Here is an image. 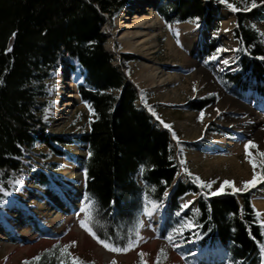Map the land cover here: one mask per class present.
<instances>
[{
	"label": "trees",
	"instance_id": "16d2710c",
	"mask_svg": "<svg viewBox=\"0 0 264 264\" xmlns=\"http://www.w3.org/2000/svg\"><path fill=\"white\" fill-rule=\"evenodd\" d=\"M127 1L0 0V184L7 188L11 180L23 179L19 190L0 204V217L16 203L27 179L41 189L53 187L60 165L55 158L71 157L69 147L81 144L86 146L85 158L71 159L82 173L88 169L83 194L95 198L98 211L94 227L101 238L126 242L129 230L140 220L143 193L148 191L151 199L163 201L162 207L167 199L162 235L184 216L199 225L185 231V240L202 234L200 239H193L188 251H204L192 255L197 264H226L228 259L241 258L242 264H260L257 241L264 242V236L255 222L253 190L232 195L228 189L207 198L199 195L201 190L180 173L182 148L174 147L171 133L148 111L143 92L128 80L125 62L121 59L119 65H113L101 31ZM212 1L169 0L156 10L165 24L193 17L210 24L214 19ZM236 12L233 35L243 52L238 62L241 69L227 75L226 80L240 90L252 88L264 96V60L258 59L264 55V37L245 22L242 11ZM14 31L17 34L11 37ZM9 45L11 51L6 52ZM214 50L213 42L203 43L199 53L211 55ZM63 62L84 71L85 84L77 86V94L80 102L90 103L99 117L88 119L86 128L72 134L48 131L52 101L47 81ZM206 105L207 100L190 102V107L198 110ZM88 151L93 152L90 158ZM141 164L146 166L143 173ZM166 189L168 195L164 197ZM185 193L198 196L194 207L198 212L186 209L176 217L179 198ZM29 220L35 232L42 231L39 220Z\"/></svg>",
	"mask_w": 264,
	"mask_h": 264
},
{
	"label": "rangeland",
	"instance_id": "374dc122",
	"mask_svg": "<svg viewBox=\"0 0 264 264\" xmlns=\"http://www.w3.org/2000/svg\"><path fill=\"white\" fill-rule=\"evenodd\" d=\"M166 1L169 0L157 1L154 5L156 14L157 6ZM128 2L129 0L126 5ZM212 2L214 19L210 24L199 21L197 27L191 20L165 24L158 16L161 25L153 38L155 43L148 46L150 48L142 49L147 58L138 53L122 51L124 44L115 40L117 32L114 18L126 5L112 18L111 23L102 27L101 32L106 37L105 48L114 58L113 65H119L121 59L125 62L128 80L143 92L145 103L162 120L172 125L179 137V148L183 150L188 169L203 180L216 181L212 186L215 189L224 179L234 181L238 187L242 180L251 179L253 169L245 158V144L248 140L254 142L256 148L250 146L248 152L257 159V150L264 151V96L252 88L240 90L226 80L227 75L238 73L241 69L238 62L243 52L239 40L233 35L237 12L231 11L218 0ZM229 2L242 8L247 5L248 0ZM222 12L226 13L225 19L220 17ZM242 12L245 22L255 25L264 37V6ZM256 14L260 17L257 18ZM183 26L188 27L189 32L183 33ZM172 29H176L178 35ZM109 33L113 36H109ZM211 42L215 50L223 47L224 51L219 53L217 59L205 63L209 55L199 53V49L203 43ZM124 55L131 57L126 59ZM223 59H228L230 63H221ZM66 65L63 62L62 67L53 72L47 81L46 90L52 101V110L48 113V131L54 134L77 132L86 128L89 119L88 108L80 100L72 102L65 113V107L60 109V104L63 103L62 98L57 96L60 93V77L62 73L66 76L70 73ZM156 70L158 72L154 76L153 72ZM245 81L255 84L254 80ZM194 82L197 86L195 92L192 89ZM195 100H207L208 105L202 107L205 112L202 120L197 119L201 109L190 107V102ZM180 142L186 144L182 145ZM173 145L178 149L177 141L173 140ZM69 150L73 158L86 156L85 145L74 144ZM71 157L55 158L60 165L53 187L41 189L27 179L16 197V203L0 217V264H22L26 258L37 254H42L37 264H57L55 256L59 253L52 248L57 241L61 246L76 241L69 251L94 264H110L113 258L117 264H140V251L146 253L145 260L151 264L162 247L167 253V257L162 258V264H197L192 255H199L204 251L197 249L188 253L194 241L185 240V232L184 242L176 239L178 247L175 249L163 238L171 229L168 228L162 235L164 213L167 211L166 198L165 206L158 208L151 217L143 214L140 216L143 226L139 231L143 239L135 248L126 253H113L100 245L78 223L76 213L84 197V175ZM250 189L253 190L252 203L261 212L260 219H264V181ZM187 194L180 197L179 202L182 204L195 196L192 204L186 208L191 210L195 207L198 196ZM30 217L34 218V222L39 220L41 232H35ZM44 249H49V252H44Z\"/></svg>",
	"mask_w": 264,
	"mask_h": 264
},
{
	"label": "snow or ice",
	"instance_id": "6c2138e0",
	"mask_svg": "<svg viewBox=\"0 0 264 264\" xmlns=\"http://www.w3.org/2000/svg\"><path fill=\"white\" fill-rule=\"evenodd\" d=\"M219 3L221 4H226L231 11L236 12V11H244V12H249L254 8L264 6V0H248V3L245 7L238 8L236 4L230 3L229 0H218ZM199 17H193L191 18V22L196 24L198 27ZM252 27H256L255 25H252ZM173 32H175L178 35V31L176 29H172ZM225 31H228V29H225ZM16 32H12L11 37L16 36ZM91 43V42H90ZM177 43H179V40H177ZM6 52L11 51V45H9L6 49ZM221 51H224L223 47H218L216 50L209 56H207L205 63L208 61H212L217 59L219 53ZM232 51H236V49H232ZM246 51V49H245ZM260 60H264V55H261L258 57ZM221 63L227 65L230 63L228 59H223ZM7 71V69H5ZM3 83V80L0 79V84ZM196 84L195 82L192 85L193 92L196 91ZM208 95H214V93H208ZM143 100V97L141 98ZM86 107L88 108L89 111V120L91 121L93 118L98 119L99 117L96 116L95 110L93 106L88 103L87 101L84 102ZM148 108V111L152 114L153 117L165 129H168V131L171 133L172 140L177 141L178 149H179V137L177 136L176 132L173 130L172 125L169 123H166L164 120L161 119L159 115L154 111V109L150 105H146ZM47 111V110H46ZM111 111V109H109ZM217 114H219V110H217ZM205 115V112L203 109H201L199 116L197 119L202 120ZM47 117H45L46 119ZM199 139V137H198ZM256 148V145L254 144L253 141L248 140L245 144V152L246 156L245 158L249 161V163L252 165L253 169V174L251 179L248 180H242L240 182L241 186H236L234 181L229 180V179H224L223 181L220 182L219 187L213 189V185L216 183L214 180H203L200 178L199 175H196L192 173L188 167L186 166V161L183 158L179 159V164L178 167L180 169V173L185 174L191 181L194 183L201 191L198 193L199 195L204 196L205 198L210 197V196H217L224 194L226 190L230 189V193L232 195H235L237 193L241 192H246L248 189L253 188L256 184L260 183L261 181H264V151H259L257 150L256 156L258 157L255 158L252 153L248 152L249 147ZM87 156L90 158L93 156L92 151H88ZM179 156L182 157V150L179 151ZM174 157L169 156V159L172 160ZM148 167H154L153 165H149ZM146 166L144 164L139 165V170L141 173L145 171ZM259 169V171H257ZM84 176L87 178L88 175V169L85 167L83 169ZM180 173H177L179 175ZM23 179L22 176L19 178H16L14 180L10 181L9 187L5 188L2 184H0V204L6 203L5 198L9 197L13 191L19 190V187L22 185ZM161 183H166L165 181H161ZM13 185L15 187H13ZM151 190H155V185L151 186ZM164 196L168 195L167 189L163 193ZM187 196L188 194L185 193ZM195 199V196H193L192 199L185 200L181 205L179 210L175 213L176 217H181V213L183 212L184 209L188 208L189 205L192 204L193 200ZM110 204H114L115 201H110ZM163 206V201L162 200H154L151 199L149 196L148 191H145L143 193V205H142V214L148 217H151L153 213L159 208ZM98 211V208L96 206V201L95 198L92 194L90 193H85L84 197L81 200V206L79 211L76 213L77 218H78V223L79 226L87 232L89 235L93 237L100 245H102L105 249H107L110 252L113 253H126L130 249H133L137 246V244L143 239V237L140 234V227L143 226V221L137 220L135 222V227L133 229H130V235L127 238L126 242L123 241H118V240H113L111 237H105L101 238L98 234L97 231L94 227L95 224V216ZM193 213H197L198 209H193ZM241 211H243L241 209ZM253 213L256 216V223H258L261 227V235L264 236V219H260L261 212L255 207H253ZM229 215H232L231 213ZM199 225L194 222L193 218H189L188 216H184L182 219L179 220L178 223H176L171 229L168 231L167 235H165L163 238L169 242L171 247L173 249L178 247V244L175 242L176 239H180L181 242L183 241V234L186 230H192V229H198ZM251 235V233H249ZM133 236L135 237L133 239ZM202 234L197 233L193 236V239H200ZM254 240L256 239L255 237H252ZM76 244V241H70L66 244H63L61 246L60 242L57 241L56 244L52 246L53 249H57L59 255L55 256V259L57 261V264H94V262L90 261H85L81 259L78 255H75L71 251H69V248L74 246ZM257 250H258V256L260 259V264H264V242L257 241ZM44 252H49V249H44ZM140 257V264H149L147 260H145L146 253L143 251H140L138 253ZM167 253L165 248H160L157 251V254L155 256V259L151 261V264H162V258H166ZM42 258V254H37L31 258H26L22 264H37ZM243 258L240 260H233V259H228L226 261V264H242ZM110 264H117V261L115 258H113L110 261Z\"/></svg>",
	"mask_w": 264,
	"mask_h": 264
},
{
	"label": "bare ground",
	"instance_id": "6f19581e",
	"mask_svg": "<svg viewBox=\"0 0 264 264\" xmlns=\"http://www.w3.org/2000/svg\"><path fill=\"white\" fill-rule=\"evenodd\" d=\"M157 1L158 0H129L128 4L115 16V31L117 32L115 40L124 44L125 47L122 51L135 54L138 53L141 57L147 58L146 52L143 53L142 49L153 46L155 43L153 38L161 25V18L159 19V15H157L158 13L156 14L154 7ZM220 17L225 19L226 13L222 12ZM182 29L183 33L189 32L186 26H183ZM108 35L113 36L111 33ZM146 44L147 46H145ZM111 49H113V47ZM66 67L68 68V73H70L67 76L62 73L63 76L61 75L60 77L62 80L59 85L61 95L60 93L57 94V96L63 100V103L60 104V109H63V107L67 109L64 113L68 111L72 102H76V100L78 102L79 96L77 94V86L84 83L85 79L84 71L82 72L78 69L75 73L71 71L72 69L69 68L68 65H66ZM157 72L158 70L153 72L154 76ZM65 77L67 78L65 79Z\"/></svg>",
	"mask_w": 264,
	"mask_h": 264
},
{
	"label": "water",
	"instance_id": "95a60500",
	"mask_svg": "<svg viewBox=\"0 0 264 264\" xmlns=\"http://www.w3.org/2000/svg\"><path fill=\"white\" fill-rule=\"evenodd\" d=\"M105 35V34H104ZM107 50V49H106Z\"/></svg>",
	"mask_w": 264,
	"mask_h": 264
}]
</instances>
